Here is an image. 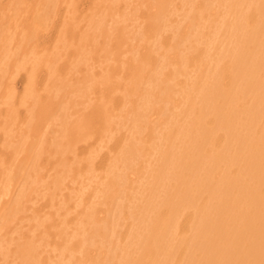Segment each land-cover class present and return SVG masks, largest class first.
I'll list each match as a JSON object with an SVG mask.
<instances>
[{
	"label": "bare ground",
	"instance_id": "bare-ground-1",
	"mask_svg": "<svg viewBox=\"0 0 264 264\" xmlns=\"http://www.w3.org/2000/svg\"><path fill=\"white\" fill-rule=\"evenodd\" d=\"M65 1L0 0V132L4 136V150L0 157V264L3 257L9 260L6 261L7 264H264V0H150L152 3L145 6L147 16L144 19V30L140 29L142 32L138 33L139 38L137 33L135 38L144 52L138 51V46L134 48L136 42L133 41V35L132 39L130 36L124 38L118 29L116 30L120 33L116 32L111 39L106 37L113 49L112 62L108 59L112 63V69L111 72L108 71L110 74L104 70L106 74L103 75L108 77L103 79L101 76L102 79L99 80L104 84L98 83L105 85L109 78L117 79L121 72L126 73L122 84L125 95H121L125 96V102L118 103L110 99L112 105L108 102L109 107L114 108L111 113L104 104L96 107L98 111H95L98 113L97 123L103 126L106 133L114 135L109 140L120 141V149L110 163L109 171H106L108 174L103 175L105 183L99 182L98 176L94 177V170L91 171L93 174L89 177L90 181L87 180L88 177L81 178L89 176L88 169L91 168L86 169L82 164L86 170L78 168L80 172L82 170V174L79 173L77 167L81 168L79 163L83 160L78 166L73 165L80 174L76 171V176L81 181L83 179L82 182H91L92 175L93 179H99L98 182L92 179L97 185L100 183V188L94 194L98 204H90L88 211L85 208L86 211L79 210L83 213V219L80 220L82 214L77 215L80 218H76V225L73 221L68 222L65 212L63 219L58 211L45 213L48 216L41 221L38 219L41 216L34 211L30 220H38L37 223L33 222L35 225H31L36 229L39 222L44 223V234L41 237L44 238L43 243L40 235L33 237L28 234L31 226H25L27 234L21 228L23 233H18L21 240L16 247L14 245V248H10V235L6 237L7 231H3L5 228L9 230L16 214L21 212L22 198L18 191L24 187L29 194L30 187L27 186L28 183L22 184L24 179L21 182L18 179L24 177L27 167L29 174H32V167L37 169L34 158L37 159L40 150L44 151L47 145L53 155L59 154L58 163L62 169L58 170L60 167H57V170L70 168V159L66 163L68 158L65 159V153L74 150L78 140L85 138L86 131H89L93 123V117L91 120H70L73 119L69 118L72 114L70 116L65 111L74 108L75 104L70 102L72 108L64 110L69 101L62 100L65 97L61 99L67 92V80L70 79L66 80L56 68L58 61L68 54V65L76 67L82 61L84 65V60L80 62V53L86 35L75 36L76 26L72 19L68 22L66 16L61 19L53 47L48 46L50 42L40 33L52 20V9ZM68 1L67 11L71 12L70 5H74L75 1ZM175 2H178L175 4L178 7L182 6L184 13L180 14L185 16V20L173 27L172 24L176 23L171 18L176 11L175 6H171ZM30 5L38 7L32 9ZM96 5H114V0H99ZM150 7L155 8L154 12L148 11ZM95 8L88 21L92 28L105 30L102 22L97 23ZM103 12L105 13L102 10ZM176 21L179 23L178 19ZM68 33L75 36L73 40L67 37ZM128 38L134 44L129 43ZM124 41L126 44L128 41V47L133 44V50L136 49H129L132 61L128 60L130 66L128 62L125 65L120 57L124 49H118ZM40 44L44 45L43 49H40ZM126 44H123V48ZM104 49L105 47L103 51ZM21 70L28 72L27 86L18 101V105L26 109V119L30 121L39 116L50 123L54 120L59 123L56 115L63 108L62 113L64 111L66 114L61 113L59 117H68L59 123V128L63 130L59 137L50 142L45 137L37 138L46 140V147L42 140L29 139L30 131L23 128L27 126V122L23 124L19 118L13 79ZM40 71L47 78L44 95L36 90V76ZM8 81L12 82V89L7 86ZM78 84L80 87L81 83ZM110 85L113 86V83ZM78 90L82 91L83 88ZM86 90L85 88V93ZM79 96L81 102L83 98ZM88 98L87 96L85 99L89 103ZM60 99L67 102L63 103L62 109ZM120 104L124 105L121 109L118 106ZM108 112L109 117L116 115L114 117L117 121L112 120L114 117L109 121ZM93 125L97 126L95 123ZM51 126L53 127L52 124ZM122 129H126V137L120 140L117 134ZM39 142L42 143L38 146ZM5 155L11 157V163H6L3 158ZM19 155L22 157L19 158ZM46 163L42 165L46 166ZM68 171L72 174L69 175ZM68 171L66 173L71 177L74 173L72 169ZM85 171L88 173L85 174ZM56 176L50 183L53 186H49L50 189L54 188V192H51L53 189H48L53 194H47L53 201L50 207L59 206L55 204L58 198L55 192L66 185L62 184L63 176ZM70 177L65 176L73 182L77 179L71 180ZM29 179L31 176L27 178L28 181ZM81 181L78 183L82 184ZM18 185L21 188L18 189ZM35 185L39 186L37 183ZM46 185L45 188H48ZM31 188L34 189L33 186ZM72 194L64 197V204L61 205L65 208H61L64 211L67 210L66 200L75 196ZM4 197H8L5 198L7 200ZM95 198L94 203L97 201ZM81 203L82 201L78 203L80 209L83 208ZM101 213L107 215L103 217ZM21 214L25 217L24 211ZM20 215L17 219L22 217ZM25 219L31 222L29 216ZM69 223L80 227L77 231L73 228L72 234L69 232L70 238L69 234H63L66 230L61 229ZM16 224L18 223L13 225L17 226ZM127 225L130 227H126ZM125 230H128L127 233ZM49 233L53 234L54 240L57 238L54 244L50 241L53 237ZM48 247H52V251ZM53 251L61 252L57 262L53 261ZM10 258H14L11 263Z\"/></svg>",
	"mask_w": 264,
	"mask_h": 264
},
{
	"label": "rangeland",
	"instance_id": "rangeland-1",
	"mask_svg": "<svg viewBox=\"0 0 264 264\" xmlns=\"http://www.w3.org/2000/svg\"><path fill=\"white\" fill-rule=\"evenodd\" d=\"M73 0H71V2H72ZM75 1V3H74V5H70V11L71 12H68L67 11V7L69 6V1L68 0H66L65 1V3H63L62 5H57L56 6V8L55 9H52V10H54V11H52V13H51V15H53V17H52V20L47 24V28L45 29V30H40V33H41V35H43V36H45L46 37V40L48 41V42H50L49 43V45L48 46H50V47H53L54 45H55V41L57 40V37H58V29L60 28V24H61V19H62V17H65L66 16V18H67V21L68 22H71L70 21V19H72V21H73V23H74V25L76 26V31L74 32V35L76 36V35H78V34H82L83 36H84V34L86 35V36H84L85 37V40L82 42V48L83 49H81V56H80V62H81V60H84L85 61V63H87V64H85L84 63V65H83V61H82V63H80L78 66H76V67H74L73 65H72V67L70 66V65H68V63H67V61H68V59H69V57H70V55L68 54V56H66V57H63L62 58V60H59L58 61V65H57V69H58V71H59V74H61V75H63L64 77H66V80L67 79H70L69 81L67 80V85L69 84V86H68V88L66 89V91L68 92H66L65 93V96H62L61 97V99L63 98V97H67L66 99L64 98V99H62V100H64V101H69L68 102V105H67V107H65V109L64 110H66V108H68V107H71V103L73 102V104H75V106H74V108H72V109H69V111H65L66 113L68 112V114L70 115V114H72V117H69V118H73V119H70V120H78V119H85V120H91L92 119V117H93V119H92V121H93V123L91 124V126H90V129H89V131H86V135H85V138H80L78 141V144H76L75 145V147H74V150H70V152L69 151H67L65 154V159H67L68 158V160H66V163L69 161V159H70V162H68V165L70 166V168H66V169H64V170H66V171H64V170H62V171H58V170H61L62 169V167L61 166H59V163H58V156H59V154H55V155H53L52 154V152H50V150L51 149H48V148H50V146L49 145H47V147H46V140H42V142L44 143V146L46 147V149H44V151H42L41 152V150H40V153H38L37 151H36V155H37V153H38V155H39V157L38 156H36V158L37 159H35L34 158V163H37L36 164V166H37V169L35 168V170L34 169H30V167L32 166H30L29 167V169L30 170H33L32 171V174L30 173L29 174V172H28V167H27V169H25V170H27V171H25L24 170V177L23 176H21L22 177V179H18V180H20V182L23 180V182H22V184L24 183L25 185L27 184V186L29 187H32L33 186V188L34 189H30V187L28 188L27 186H25V188L27 187L28 189H29V194H27L28 193V190H24V187H23V189H20L18 192H20L21 193V198H22V204H21V206H22V210L20 209V211L23 213V211H24V215H25V217L23 216V214H21V212H20V214L18 213V214H16L17 216H16V218H14V222H13V224L14 223H18V224H16L17 226H14L13 224H11V226H9V230H6V228L4 229L5 231H3V232H6V237H8L9 235L11 236H9V238L10 239H8V243L10 244L9 246H10V248L12 249V247L14 246V247H16V244H18L19 243V241L21 240V239H19V237H18V235L24 230V234H27V232L29 231V235L30 236H38V235H40V238L41 237H43V234H44V228H42V227H44L43 225H44V223H41V222H39L40 224H39V226L38 227H36V229H35V223H37V220L39 219V220H44L47 216H46V214H48L49 212H55V211H58L59 212V214L61 215V218L63 219V218H65L64 216H65V214H63V212H65L66 213V215H67V217H66V219L68 220V222L69 221H71V223H72V221H73V224L74 225H76V218H78V217H76L77 215L78 216H80L79 214H82V217L80 218V220H82L83 219V213H80V211L82 210V212L83 211H88L90 208H91V206H90V204H93L92 206H94V205H96V204H98L97 202H98V199L97 198H95V196H94V194H95V190H98L100 187V183H98V185L95 183L96 182V180H97V182H98V180H99V182H102V183H105V178H104V176L103 175H105V174H108L106 171L108 170L109 171V166H110V163L112 162V160L115 158V156H116V154H117V151L120 149V141L118 140V139H115V140H109V137H113L114 135H110L111 134V132H109V133H106L107 131H104V129H103V126L102 125H100V124H98L97 122L99 121V119L97 118L98 116H97V114H96V111H98V110H96L97 108H99V106H100V104L102 105V104H104V105H106V107L108 106L109 107V104L110 105H112V103H111V101H115V102H118V103H121L120 101H123V99H125V96H121L122 94H124L125 95V93H124V91L123 90H125V88L123 87V80L124 79H126V77H125V75H126V73H122L121 72V74H119L118 76H117V79L116 78H113V79H111L110 80V78H109V81H110V83H109V81H105L106 83H105V85H100L101 83H103V82H101L99 79H104V77H108V76H104L103 75V73L104 72H106V71H104V70H107V74H110L108 71L110 70V69H112V58H113V55H111V54H113V49H111L112 48V46H110V42L108 41V39L110 38V37H113V36H115V34H117V33H120V32H122V34L124 35V38L125 37H128V36H130V38L132 37V35H133V41L134 42H136L135 44H137V45H135L134 44V42H132L131 41V39L130 38H128V39H130V41H129V43L131 42V43H133L134 44V48H136V46H138L136 49L138 50V51H142V47H141V44L140 43H138V41L137 40H135V38H136V33H137V38H139V35L141 34V30L140 29H142V30H144V26H145V24H146V21L144 20V19H146V16L147 15H145V14H147V7H145V6H148L147 4H149L150 5V0H114V5H96V3L99 1V0H74ZM122 1V2H121ZM143 1V2H142ZM135 2V3H134ZM142 2V3H141ZM118 3V4H117ZM132 3V4H131ZM144 3H145V5H144ZM152 3V2H151ZM178 2H175L174 3V5H172L171 7L173 8L174 6H175V8H174V11H176L175 12V15H176V13H177V15L175 16L174 14H172V21L174 22V23H176V24H172V26L174 27L175 25H177V24H180V22L181 21H184L185 20V16H182L183 14H182V12L184 13V11L182 10V6L180 7V5H179V7L181 8V10H180V8L178 7V5H175V4H177ZM38 7V5H30V7H32V9L34 8V7ZM95 6H97L96 8H95ZM107 6V7H106ZM144 6V7H143ZM101 7V8H100ZM109 7H111V8H109ZM94 8L96 9V16H98L96 19L98 20H96L97 21V23L99 22H102L101 23V25L103 26V28L105 29V30H103L102 28H100L99 30H98V28H95V27H93L92 28V26L90 25V23H89V17H90V15L92 14V12L94 11ZM99 8H100V10H99ZM122 8V9H121ZM125 8H127L126 10H125ZM131 8V9H130ZM151 8V7H150ZM153 8V9H152ZM150 10H148V11H150L151 12V10H153L152 12H154V10H155V8L154 7H152ZM134 9V10H133ZM102 10L103 11H105V13L103 12L102 13ZM109 10V11H108ZM122 10H124L123 12H122ZM178 10V11H177ZM99 11V12H98ZM124 12L126 13L125 15H124ZM128 12H129V14H128ZM151 12V13H152ZM108 13H110V14H108ZM132 13V14H131ZM149 13V12H148ZM179 13V14H178ZM182 15H181V14ZM98 14V15H97ZM101 14V15H100ZM127 14H128V16H127ZM134 14V15H133ZM108 15H110L111 16V18L108 16ZM122 15V16H121ZM137 15V16H136ZM142 15V16H141ZM180 15V16H179ZM106 18H105V17ZM123 16H124V18H123ZM137 18H136V17ZM143 16L145 17V18H143ZM178 16H179V18H178ZM99 17L101 18V19H99ZM104 17V18H103ZM128 17H130V18H132V19H130V18H128ZM176 17H177V19H178V21H179V23H177V19H176ZM115 18V19H114ZM182 18V19H181ZM104 19V20H103ZM111 19H113V20H111ZM181 19V20H180ZM101 20V21H100ZM108 20V21H107ZM122 20H123V22H122ZM104 21H105V23H104ZM108 22V25H107V22ZM117 21V22H116ZM127 21V22H126ZM130 21V22H129ZM172 21H170V22H172ZM114 22V23H113ZM119 22H120V25H119ZM126 22V23H125ZM144 22V23H143ZM110 23V24H109ZM115 23H117V24H115ZM90 26H89V25ZM127 24V25H126ZM118 27H117V26ZM122 25V26H121ZM124 25V26H123ZM126 25V26H125ZM133 25V26H132ZM131 26V27H130ZM117 27V28H116ZM121 27V28H120ZM129 27V28H128ZM133 27H134V29H133ZM176 27V26H175ZM44 28V27H43ZM120 28V29H119ZM126 28V29H125ZM93 29H96V30H93ZM116 29H118V30H120V32H118ZM137 29H138V31H137ZM113 30H114V32L115 33H113ZM128 30V31H127ZM129 30L131 31V32H129ZM96 31V32H95ZM103 31V32H102ZM104 31H106V32H104ZM140 31V32H139ZM87 34H86V33ZM93 32H94V34H93ZM108 32V33H107ZM117 32V33H116ZM167 32H169V31H167ZM96 33V34H95ZM138 33H140V34H138ZM100 34V35H99ZM102 34V35H101ZM113 34V35H112ZM134 34H135V36H134ZM73 34H71V33H68V38L70 39V40H73V38L75 37ZM89 37H88V36ZM94 36V37H93ZM147 36V38H148V35H145L144 37H146ZM90 37H92V38H90ZM96 37V38H95ZM108 38V39H105V38ZM143 37V36H142ZM100 40H99V39ZM90 41H88V40ZM90 39H92V40H90ZM94 39H96V41H94ZM111 39V38H110ZM98 40H99V43H100V46H99V43H97L98 42ZM105 40H106V42H105ZM88 43H87V42ZM94 41V42H93ZM104 41V42H103ZM101 42H102V44H104V43H106V44H104V46H102L103 48L105 47V49H104V51H103V48L101 47ZM96 43L98 44V45H96ZM108 43V44H107ZM128 41H127V44H126V42L124 41L123 42V44H126L125 46H124V48H123V44H122V47H119L118 46V49H124V52H122V54H121V52H118V53H120L119 55H120V57L122 58V60L125 62V65H127L126 64V62H128V60H129V62H132L131 61V54L129 53V49L131 48L132 50H133V44H132V46L130 45L129 47H128ZM92 44H95V46L94 45H92ZM109 45V46H108ZM93 46V47H92ZM97 46H98V49H96L97 48ZM140 46V47H139ZM110 47V48H109ZM44 48V45H42V44H40V49H43ZM95 48V49H94ZM100 48V49H99ZM108 48V49H107ZM139 48V49H138ZM141 48V49H140ZM111 49V50H110ZM136 49H134V50H136ZM95 50H98L97 52H95ZM100 50H102L101 51V53L103 54L102 56H101V53L99 52ZM115 50V49H114ZM133 50V51H134ZM144 50V49H143ZM88 51H89V53H88ZM91 51V52H90ZM128 53H127V52ZM145 51V50H144ZM144 51H142V52H144ZM97 53V54H95V53ZM107 52H108V54H107ZM109 52H110V54H109ZM92 53V54H91ZM117 53V54H118ZM72 54H74V55H78L77 53H72ZM85 54V55H84ZM89 54H90V56H89ZM94 54H95V56H97V57H95L94 56ZM130 56V57H129ZM103 57H104V59H103ZM109 57V58H108ZM112 57V58H111ZM100 58V59H99ZM111 61H109V60ZM75 60H77V59H75ZM71 61V60H70ZM73 59H72V64H74L73 63ZM88 61V62H87ZM109 61V62H108ZM70 62V63H71ZM106 62H108V63H106ZM128 62V63H129ZM111 63V64H110ZM77 64V63H76ZM82 64V65H81ZM108 64H110V66H111V68H109L110 66H108ZM104 65V66H103ZM129 66H130V63L128 64ZM107 67V68H106ZM28 68H29V70H31V68H30V66H28ZM73 68H74V70H73ZM109 68V69H108ZM82 69H83V71H82ZM117 69V68H116ZM70 70V71H69ZM128 70V69H127ZM90 71V72H89ZM102 71V72H101ZM117 71V70H116ZM119 71V70H118ZM79 72H81V74L83 75H81ZM110 72H111V70H110ZM92 73V74H91ZM106 73H104V74H106ZM86 76V77H85ZM101 76H103L102 78H101ZM91 77H92V79H91ZM27 78H28V72L26 71V70H21L20 72H18V73H16V76H15V79H13V86H14V93H15V98H16V105H17V108H18V112H19V118H20V121L23 123V124H26V122H27V126H24L23 128L26 130V131H30L29 132V139L31 138V139H36V140H40V139H37V138H40V136H41V138H43V139H45V138H47V140L50 142L51 140H53L54 138H56V137H59V134H61V132L63 131L61 128H59V127H61V125L59 124L60 122H62L64 119H66V117L67 116H65V118L64 119H62V117H59V115L61 116L62 114H66L64 111H63V113H62V106L64 105L63 103H67V102H63L61 99H60V101L59 102H61L62 101V103H59L60 105H61V107H60V105H59V107L62 109L61 111H60V109H59V114L58 115H56L58 118H59V123H58V120H54V121H52L53 123L55 122V123H57V124H53V123H50V122H48L47 120H44V119H42V118H40L39 116H37V117H34L32 120H30V121H28L27 119H26V116H27V114H26V109L24 108V107H21V106H19L18 105V101L20 100V98H21V96L23 95V93H24V90H25V88H26V86H27ZM83 78V79H82ZM46 76H45V74H44V72L43 71H40L38 74H37V76H36V90L38 91V92H40L42 95H44V93H45V90H44V88H45V85H46ZM79 79H81V80H79ZM116 81H115V80ZM83 80H86V81H83ZM91 80V81H90ZM92 80H94V81H92ZM113 80V81H112ZM73 81H76V83H74ZM80 81V82H79ZM117 81H120V82H117ZM91 82H93V84L91 83ZM96 82V83H95ZM100 84H99V83ZM111 82L113 83V86L112 85H110L111 84ZM78 83H81L80 84V87H79V84ZM90 83L92 84V86L90 85ZM115 83V84H114ZM104 84V83H103ZM76 85V86H75ZM84 85V87H81V86H83ZM93 85H94V87H93ZM107 85V86H106ZM9 88H11L12 89V82L11 81H8V85H7ZM71 86V87H70ZM91 87V88H90ZM95 87H97V88H95ZM113 87V88H112ZM77 88V89H76ZM82 89L83 88V90L80 92L78 89ZM85 88L87 89L86 90V93H85ZM90 88V89H89ZM101 88H103V89H101ZM111 88V89H110ZM118 88V89H117ZM69 89H71V90H69ZM92 89V90H91ZM107 89V90H106ZM115 89H117V90H115ZM75 90H78V92L77 91H75ZM103 91V92H102ZM112 91H113V93H112ZM73 92H75V93H73ZM103 93V95H102V93ZM110 92V93H109ZM69 93H71L70 94V96H69ZM72 93H73V95H72ZM94 94V95H90V94ZM112 93V94H111ZM64 94V93H63ZM68 94V95H67ZM75 94V95H74ZM76 95H78V96H76ZM79 95H81V98H83V100L80 102L79 100H80V96ZM84 97H83V96ZM109 95V96H108ZM89 97L88 99H89V103L86 101L87 99H85L86 97ZM91 96V97H90ZM100 96V97H99ZM113 96V97H112ZM72 97H74L73 99H72ZM77 97V98H76ZM123 97V98H122ZM72 99V100H74V101H72V100H69V99ZM91 98V99H90ZM107 98V99H106ZM120 98V99H119ZM75 99H77L76 101H75ZM94 99V100H93ZM100 99V100H99ZM104 99V100H103ZM106 99V100H105ZM110 99H112L111 101H110ZM103 100V101H102ZM108 100V101H107ZM119 100V101H118ZM80 102V104H81V107H82V109H81V107H80V104H79V102ZM84 101V102H83ZM91 101H93V102H91ZM95 101H97V103H95L94 104V102ZM100 101H102V102H100ZM71 102V103H70ZM78 102V103H77ZM83 102V103H82ZM107 102V103H106ZM108 102H109V104H108ZM125 102V100L122 102V103H124ZM69 103H70V106H69ZM87 103V104H86ZM83 104H84V106H83ZM86 104V105H85ZM91 107H90V106ZM66 106V105H65ZM73 106V105H72ZM77 106V107H76ZM87 106H89V107H87ZM95 106V108L93 109V107ZM119 106V108L121 109L122 107L121 106H124V105H122V104H120V105H118ZM85 107V108H84ZM97 107V108H96ZM107 107V108H108ZM77 108V109H76ZM90 110H89V109ZM80 109V110H79ZM92 109V110H91ZM109 109V111H110V113H111V111L114 109V108H108ZM68 110V109H67ZM73 110V111H72ZM77 110V111H76ZM78 110H79V115H78ZM96 110V111H95ZM87 111V112H86ZM93 111V112H92ZM73 112V113H72ZM84 112V113H83ZM62 113V114H61ZM76 113H77V116H76ZM93 113V114H92ZM109 112H108V114H107V116L110 114ZM92 114V115H91ZM95 114V115H94ZM68 115V116H69ZM83 115V116H82ZM91 117H90V116ZM124 115V114H123ZM122 115V116H123ZM55 116V117H56ZM71 116V115H70ZM86 116H88V118L86 117ZM110 116H112V115H110ZM114 116H116V115H113L112 117H114ZM56 117V118H57ZM94 117H95V119H94ZM112 117H107V119L109 120V121H111V118ZM117 117V116H116ZM116 117H114V118H112V120L113 121H117V118ZM68 118V117H67ZM155 119V118H154ZM62 120V121H61ZM67 120V119H66ZM69 120V119H68ZM97 120V121H96ZM95 121V122H94ZM109 121H107V122H109ZM106 122V121H105ZM120 122H123V121H121V119H120ZM97 124V126L96 125H93V124ZM51 124L53 125V127L51 126ZM54 125H56V127H54ZM100 125V126H99ZM93 126H95V127H93ZM48 127H49V129H48ZM93 128H96V129H94L93 130ZM51 130V131H50ZM95 130L98 132H95ZM46 131H48V132H46ZM53 132V133H52ZM56 132L58 133V134H56ZM87 132H88V134H87ZM94 132V133H93ZM93 134V135H92ZM112 134H114V133H112ZM102 135V136H101ZM110 135V136H109ZM49 136V137H48ZM45 137V138H44ZM117 137H119V139L120 140H122L123 138H125L126 137V129H122L121 130V132L119 133V134H117ZM87 138V140H85ZM82 139H84L83 141H82ZM40 140V141H41ZM85 141V142H84ZM38 142V141H37ZM42 142H39L37 145L39 146L40 145V143H42ZM48 142V143H49ZM73 149V148H72ZM4 150V136H3V133L2 132H0V157L2 156V151ZM74 151H75V153H74ZM73 152V153H72ZM73 154V155H72ZM76 154V155H75ZM43 155V156H42ZM68 155V156H67ZM74 155L76 156V157H74ZM118 155V154H117ZM91 156H93V157H91ZM22 157V155H19V158H21ZM43 157V158H42ZM49 157V158H48ZM67 157V158H66ZM77 157H78V159H80V160H78L77 159ZM90 159H89V158ZM4 159H5V161H6V163L7 164H9V163H11V161H12V159H11V157L9 156V155H5L4 157H3ZM74 158H76V159H74ZM94 158V159H93ZM49 159V160H48ZM50 160H51V163H50ZM73 160H74V162H73ZM81 160H83V161H81ZM86 160H87V163H85L86 162ZM91 160H93V161H91ZM48 161V163H46V162ZM54 161V162H53ZM56 161H57V163H56ZM77 163H76V162ZM81 161V162H80ZM85 161V162H84ZM53 162V163H52ZM71 162L72 163H75V164H71ZM80 162V163H79ZM83 162V163H82ZM33 163V162H32ZM33 163V164H34ZM45 164L46 163V166L45 165H42V164ZM79 163V165L81 166V168L80 167H77V169L79 168V169H82V167L83 166H85L86 167V169L87 168H89L90 166H91V168L90 169H88L89 170V176H81V178L82 177H84L85 179L88 177H90V175L91 174H93V172H94V177H96V176H98V178H95V179H93L94 177H93V175L91 176L92 177V179L95 181H93L92 182V179H91V182H88V183H86V181L87 180H89L90 181V178L88 179L87 178V180H85L84 182H82L83 181V179H82V181H81V178L80 177H78V176H76L77 174H79V173H81L82 174V170H81V172H80V170L78 169V171H79V173H78V171L76 170V167L74 168V166H76L77 164ZM85 163V164H84ZM92 163V164H91ZM41 164V165H40ZM52 164H53V166H52ZM82 164H83V166H82ZM88 164V165H87ZM67 165V166H68ZM74 165V166H73ZM56 166V167H55ZM78 166V165H77ZM57 167H60V168H58V170H57ZM85 167H83V169L85 168ZM51 168V169H50ZM56 168V169H55ZM93 168V169H92ZM72 169V171H73V177L71 178L69 175H71L72 174V172L71 171H68V170H71ZM86 169H84V170H86ZM42 170V172H44V173H42V172H40ZM51 170V171H50ZM57 170V171H56ZM84 170H83V172H84ZM92 170H94L93 172H91ZM37 171V172H36ZM55 171V172H54ZM68 171V172H67ZM76 171H77V174H76ZM95 171H96V173H95ZM26 172H28L27 173V175L25 174ZM31 172V171H30ZM34 172V173H33ZM69 173V175L67 174V173ZM86 172L88 173V171H85V174H86ZM43 175H42V174ZM51 173H53V174H55L54 176H58L59 175V177H62L63 175H67V177L69 178L70 177V179L72 180V179H76V180H74V182H73V180L72 181H70L69 179H67V178H65V176H63L62 178V184L64 183V184H66V185H64V186H62L59 190L58 189H56L57 191L55 192V193H57L56 194V197H58L56 200H55V204H57V205H59V206H57V207H55V209H54V207H53V205L50 207V205H51V203L53 204V201L51 202V199H50V195L51 194H53V193H49L52 189H53V191H51V192H54V188H52V189H50L53 185H51L50 186V183H52L51 181L55 178L54 176H52L53 174H51ZM58 173V174H57ZM34 174H36V176H34ZM84 174V173H83ZM102 174V175H101ZM31 176V179H29V181L27 180V178H29L30 176ZM80 175V174H79ZM96 175V176H95ZM99 175H101L102 177V179L100 178V176ZM26 176H27V178H26ZM44 176H45V178H44ZM46 176H48V177H46ZM56 176V177H57ZM42 177H43V179H42ZM49 177H50V179H49ZM75 177V178H74ZM106 177V176H105ZM36 178V179H35ZM48 178V179H47ZM61 179V178H60ZM67 179V181L69 180L70 182H72L73 183V185H72V183H69V181L67 182V181H65ZM28 181V182H26V181ZM31 180V181H30ZM40 180V181H39ZM43 180V181H42ZM50 180V181H49ZM81 181L82 182V184L80 183H78L79 181ZM102 180V181H101ZM33 181V182H32ZM35 181V182H34ZM45 181V182H44ZM54 181V180H53ZM75 181H76V183H75ZM20 182H18V184H20ZM29 182H31L30 184L31 185H29ZM39 182V183H38ZM46 185V187H48V188H45V185L43 184V183ZM37 183V185L39 184V186L37 187L35 184ZM77 184V185H75V184ZM91 184V186H90V184ZM102 183H101V186H102ZM40 184H42L43 185V187H42V185H40ZM84 184V185H83ZM89 184V185H88ZM75 185V186H74ZM95 185H97L96 187H95ZM23 186V185H22ZM36 186V187H35ZM49 186H50V188H49ZM74 186V187H73ZM41 187L44 189H41ZM78 187V188H77ZM90 187V188H89ZM99 187V188H98ZM19 188H21L20 187V185H18V189ZM39 188V189H38ZM65 188V189H64ZM88 188V189H87ZM92 188V189H91ZM94 188H96V189H94ZM98 188V189H97ZM47 189V190H46ZM50 191H49V190ZM72 191H74V192H72ZM34 191V193H33V191ZM40 190H42V191H40ZM27 191V192H26ZM37 191V192H36ZM46 191V192H45ZM59 191V192H58ZM65 191H66V193H65ZM70 191V192H69ZM42 192V193H41ZM45 192V193H44ZM48 192V193H47ZM69 192V193H68ZM92 192V193H91ZM39 193H41V194H39ZM44 193V194H43ZM59 193H62V194H59ZM68 193V194H67ZM73 193V194H72ZM33 194V195H32ZM47 194H50V195H47ZM75 195V196H73L72 198H69L70 200V203H72V204H70L69 203V201H67L66 200V202H65V207H66V209L67 210H63V209H61V208H64V207H61V205L63 206V204H64V202H63V200L65 201V199H64V197L65 196H67V197H69L70 195ZM79 194H80V196H79ZM30 195V196H29ZM40 195V196H39ZM55 195V194H54ZM85 195V196H84ZM36 196L38 197V199H36ZM79 196V198L77 199V197ZM84 196V197H83ZM31 197V198H30ZM61 197V198H60ZM62 197H63V199H62ZM5 198H8V197H4V200H7V199H5ZM49 198V199H48ZM94 198H95V200L97 199V201L94 203ZM24 199V200H23ZM34 199H36V200H34ZM41 199H43V200H41ZM71 199H73L72 201H71ZM82 199V200H81ZM84 199V200H83ZM45 200H47V202H45ZM49 200V201H48ZM58 200V201H57ZM77 200H79V201H77ZM90 200H92L93 202H91ZM82 201V203L81 204H83L82 205V207L83 208H81L80 209V207H78L79 205H78V203H80ZM90 201V202H89ZM59 203V204H58ZM62 203V204H61ZM66 203H67V206H66ZM36 204V205H35ZM54 204V205H55ZM85 204H86V206H85ZM70 205V206H69ZM73 205V206H72ZM29 206V207H28ZM72 206V207H71ZM31 207V208H30ZM70 207V208H69ZM75 207V208H74ZM28 208H30V210H27ZM41 208V209H40ZM58 208V209H57ZM73 208V209H72ZM86 210H85V209ZM87 208H89V209H87ZM33 209H35V210H33ZM38 211H37V210ZM49 209V210H48ZM61 209V210H60ZM65 209V208H64ZM72 212H70L69 210ZM40 210V211H39ZM80 210V211H79ZM29 211H31L30 213H29ZM34 211H36V213L39 215V216H41L40 218H38L36 221L35 220H30V219H32V218H30V216L32 217L35 213H34ZM62 211V212H61ZM69 211V212H68ZM77 211H79V213L77 212ZM32 212H33V214H32ZM40 212V213H39ZM68 212V213H67ZM74 212H75V215H73L74 214ZM46 213V214H45ZM69 213H70V215H69ZM78 213V214H77ZM22 216V217H19L18 219H17V217L18 216ZM45 215V216H44ZM101 216H106L105 214H103V213H101L100 214ZM27 216V217H26ZM28 216H29V221H31L30 223L28 222V219H25V218H28ZM44 216V217H43ZM70 216H72V217H70ZM78 218V219H79ZM26 221H25V220ZM23 220V221H22ZM22 221V224L20 223ZM129 221V220H128ZM127 221V222H128ZM33 222H35V223H33ZM46 222V221H45ZM31 223H33L32 225H31ZM71 223H69V225L67 226V225H64L61 229L63 230V229H65L66 231H64L63 232V234L66 236V234H67V236H68V234H69V238L71 237V234L73 233L72 231L76 228V231L77 230H79V229H77L79 226H71L72 224ZM81 223V222H80ZM129 223V222H128ZM24 224V225H23ZM30 224V225H29ZM80 225H82V224H80ZM25 226L26 227H29V226H31V227H33V229H30L31 227H29V230L27 229V228H25ZM20 227V228H19ZM40 227V229L38 230L37 228H39ZM66 227V228H65ZM68 227L70 228V229H68ZM126 227H130V225L128 226H126ZM21 228L23 229V230H21ZM74 228V229H73ZM80 228V227H79ZM18 229V230H17ZM26 229L28 230V231H26ZM21 230V231H20ZM31 230V231H30ZM68 230V231H67ZM10 231V232H9ZM15 231L17 232V234H15ZM20 231V232H19ZM33 231V232H32ZM71 231V232H70ZM127 231L128 230H125V233H127ZM31 232V233H30ZM55 232H56V230H55ZM71 234H70V233ZM19 233V234H18ZM23 233V232H22ZM66 233V234H65ZM8 234V235H7ZM35 234H37V235H35ZM50 235L52 234V233H49ZM49 235V236H50ZM20 236V235H19ZM52 237H53V234L51 235ZM50 236V238L49 239H51L52 237ZM18 237V238H17ZM39 237V236H38ZM11 238H12V240H15V238H17L15 241H13V243H10V242H12V240H11ZM57 239V238H56ZM55 239V240H56ZM11 240V241H10ZM43 240H44V238H41V243H43ZM55 240H54V237H53V239H51L50 241H51V243L52 244H54V242H55ZM15 242V243H14ZM13 244V245H12ZM12 246V247H11ZM53 246V245H52ZM13 247V248H14ZM54 248V247H53ZM10 249V251H12ZM48 250H50V251H52V247H48L47 248ZM54 252V251H53ZM59 252V253H58ZM55 254H53V255H55L56 256V258H55V256L53 257V255H52V257L55 259H53V261H56L57 262V259H60V257H59V255H60V251H57V253L56 252H54ZM57 254V255H56ZM57 256L59 257V258H57ZM13 259L14 258H10V263L13 261ZM61 259H62V257H61ZM7 259H5V257H3V259L1 260V262H2V264L4 263V264H7V262H9V260L7 261Z\"/></svg>",
	"mask_w": 264,
	"mask_h": 264
}]
</instances>
